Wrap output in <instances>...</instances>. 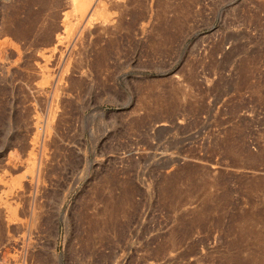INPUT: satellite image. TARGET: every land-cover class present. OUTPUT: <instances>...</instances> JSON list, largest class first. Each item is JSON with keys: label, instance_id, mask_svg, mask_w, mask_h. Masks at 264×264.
<instances>
[{"label": "rangeland", "instance_id": "rangeland-1", "mask_svg": "<svg viewBox=\"0 0 264 264\" xmlns=\"http://www.w3.org/2000/svg\"><path fill=\"white\" fill-rule=\"evenodd\" d=\"M0 204V264H264V0H0Z\"/></svg>", "mask_w": 264, "mask_h": 264}, {"label": "bare ground", "instance_id": "bare-ground-1", "mask_svg": "<svg viewBox=\"0 0 264 264\" xmlns=\"http://www.w3.org/2000/svg\"><path fill=\"white\" fill-rule=\"evenodd\" d=\"M3 202V201H2ZM1 205V204H0ZM163 243V242H162ZM163 245H164V243H163Z\"/></svg>", "mask_w": 264, "mask_h": 264}]
</instances>
